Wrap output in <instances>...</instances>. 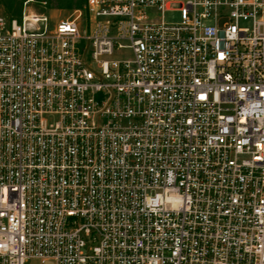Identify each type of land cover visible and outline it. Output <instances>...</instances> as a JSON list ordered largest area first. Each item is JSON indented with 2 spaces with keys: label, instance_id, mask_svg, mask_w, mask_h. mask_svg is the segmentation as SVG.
Masks as SVG:
<instances>
[{
  "label": "built area",
  "instance_id": "1",
  "mask_svg": "<svg viewBox=\"0 0 264 264\" xmlns=\"http://www.w3.org/2000/svg\"><path fill=\"white\" fill-rule=\"evenodd\" d=\"M32 5L0 11V264H264V0Z\"/></svg>",
  "mask_w": 264,
  "mask_h": 264
},
{
  "label": "rangeland",
  "instance_id": "2",
  "mask_svg": "<svg viewBox=\"0 0 264 264\" xmlns=\"http://www.w3.org/2000/svg\"><path fill=\"white\" fill-rule=\"evenodd\" d=\"M20 1V0H18ZM22 1V6L23 2ZM37 5H32L30 6L31 10L37 12V13H44L47 14L48 16H52L54 18H61L66 16L68 13H70L73 10L76 9H71V10H66V9H57V4L61 0H44V2H40L39 0H35ZM66 1V0H64ZM72 5H75L77 3V0H71L70 2ZM22 10V8H21ZM0 11L5 14L3 7L0 5ZM164 21L167 23H173L177 22L179 20V15L176 12H165L164 13ZM128 53L127 51H121L119 54L115 56L116 59H126L128 58ZM27 264H42L39 260H31ZM44 264H54L53 262H45Z\"/></svg>",
  "mask_w": 264,
  "mask_h": 264
},
{
  "label": "trees",
  "instance_id": "3",
  "mask_svg": "<svg viewBox=\"0 0 264 264\" xmlns=\"http://www.w3.org/2000/svg\"><path fill=\"white\" fill-rule=\"evenodd\" d=\"M44 2V0H39ZM71 0H61L57 4V9H76L79 10L84 5V0H77L75 5H72ZM0 5L3 7L6 17L8 18H18L21 14L22 1L18 0H0Z\"/></svg>",
  "mask_w": 264,
  "mask_h": 264
}]
</instances>
